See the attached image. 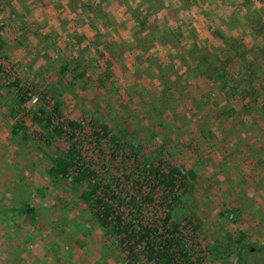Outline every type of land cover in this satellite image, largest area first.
<instances>
[{"label": "rangeland", "instance_id": "obj_1", "mask_svg": "<svg viewBox=\"0 0 264 264\" xmlns=\"http://www.w3.org/2000/svg\"><path fill=\"white\" fill-rule=\"evenodd\" d=\"M103 1L0 0V264H156L168 239L172 264H237L238 241L264 264V0ZM58 103L113 227L47 175L70 135L25 113ZM151 165L196 178L169 196Z\"/></svg>", "mask_w": 264, "mask_h": 264}, {"label": "trees", "instance_id": "obj_2", "mask_svg": "<svg viewBox=\"0 0 264 264\" xmlns=\"http://www.w3.org/2000/svg\"><path fill=\"white\" fill-rule=\"evenodd\" d=\"M1 30V28H0ZM1 73V66H0ZM26 94H21L19 97L18 108L25 110V97ZM59 103L54 107V113H51L48 116V112L45 108H39L38 113H33L27 111L25 115L30 116L32 121L45 129H49L51 134L61 137L64 131H67L70 135L69 148L66 151L56 150L49 156L50 167L47 171L48 177L52 181H59L62 179H68L74 177L72 183L77 186H82L83 188L78 192V199L84 203L88 209L92 211L93 217L97 221L98 225L102 228L113 227V218L112 210L113 207L108 204L100 194L102 189L101 184L93 170H90L84 163V159L80 155V142L76 138V132L80 131L82 125L76 120H63L61 118V113L59 110ZM26 111V110H25ZM56 118L58 126H53V119ZM98 126V125H97ZM94 126L93 134L96 138L100 139L101 135L105 138L108 137V140L116 148L127 147V143L123 142L121 138L109 135V128L101 124L98 127ZM23 123H18L12 130L16 134L19 130H24ZM66 132V133H67ZM78 133V132H77ZM131 150H134V147H131ZM150 172L154 176L162 177L167 180L166 185L169 187V196L173 195L175 189L180 185L183 188V192L188 191V184L190 181H193L196 178V174L193 170H187L186 172L181 171L176 167H168L167 173H159V170L154 168L152 165L150 167ZM178 199L174 198V201ZM28 213L32 212V209L26 210ZM228 215L231 214V211H226ZM116 221L121 223V218L116 216ZM121 230L119 226H116L115 233L120 234ZM129 239H134V236L130 233L127 234ZM143 239V238H141ZM173 247H177L179 250H183L182 245L175 239H168L166 244L161 247V251L154 254L157 255L156 264H172L173 260L171 259V254L169 253ZM250 244L243 241H238V251L235 253V259L237 264H249L245 259L244 253L248 251ZM264 249V248H260ZM154 249H149V261H153L155 258L152 256ZM249 252V251H248ZM184 257H187L186 254H183Z\"/></svg>", "mask_w": 264, "mask_h": 264}, {"label": "crops", "instance_id": "obj_3", "mask_svg": "<svg viewBox=\"0 0 264 264\" xmlns=\"http://www.w3.org/2000/svg\"><path fill=\"white\" fill-rule=\"evenodd\" d=\"M117 2L115 3V1L114 0H104L103 2H102V4H101V12L102 11H104L105 13H106V16L108 17V16H110V9H114L116 12L117 11H123V9L121 8V7H117ZM70 11L71 12H74V13H76V14H78V13H85V12H83V11H80V9L77 7V8H75V9H70ZM126 11V10H125ZM124 13V12H123ZM91 15L92 16H96L95 15V12H92L91 13ZM91 15H89V17H90V21L92 22V23H90V25H89V27L93 30V17L91 16ZM95 21H96V19H95ZM143 30H145V29H143Z\"/></svg>", "mask_w": 264, "mask_h": 264}]
</instances>
